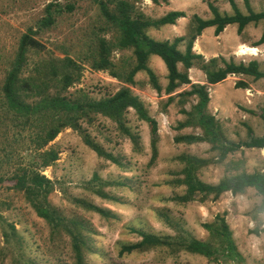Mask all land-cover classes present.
Returning <instances> with one entry per match:
<instances>
[{"label": "rangeland", "instance_id": "374dc122", "mask_svg": "<svg viewBox=\"0 0 264 264\" xmlns=\"http://www.w3.org/2000/svg\"><path fill=\"white\" fill-rule=\"evenodd\" d=\"M52 1L0 0V83L7 59L14 54L18 38L29 27H34L43 16L44 7ZM130 1H134L138 10L151 19L164 16L173 7L184 8L185 18L176 21L172 28L164 32H158L163 28L158 31L149 29L148 35L153 39L185 34L194 14L204 19L211 17L207 2H212L221 13H232L228 0ZM249 1L254 11H264V0ZM235 2L243 13H247L243 0ZM104 27L108 31H104ZM235 27L229 25L218 36L214 34V28L206 31L202 37L206 41L205 48L199 51L208 59L223 56L237 62L257 60L264 69V42L255 46L262 35V24L246 26L241 36ZM112 36L97 6L86 0L78 2L74 12L59 16L56 24L40 32L37 38L45 45L44 54L58 58L68 55L81 64L80 81L69 88V93L83 89L89 96L100 99L113 95L124 83L112 78L106 71L92 69L88 59L79 60L78 56L92 49L98 38L109 39ZM240 47L255 48L256 51L242 54ZM130 55V50L114 51L112 59L116 61ZM197 70L194 72L199 74L201 71ZM156 74L160 84L165 86L166 75ZM135 79L143 85L131 89L144 102L148 114L156 119L158 125V156L155 163L149 164V127L138 119L132 109L125 116V127L135 136V142L106 117L99 115L92 124H83L89 137L120 163L99 157L85 144L83 136L70 128L63 130L48 145L59 153V159L42 172L53 183V192L48 199L62 215L82 220L88 228V246L83 250L84 263L264 264V209L261 207L262 197L255 189L248 188L237 195L226 192L217 200L200 201L197 198L186 204L172 200L185 192V187L177 183L183 178V164L177 160L180 155L207 159L208 165L199 170L198 176L206 183L216 184L224 176L237 172L228 169L232 165L236 167L232 169L236 170L252 172L259 169L264 172V149L242 147L230 152L223 161H218L219 152L211 149L212 144L206 140L193 144L176 143L174 139L180 135H202L198 126L177 129L178 124L187 119L181 109L190 111L197 99L190 97L184 105L177 103L176 99L166 105L167 96L158 95L146 84L147 76L144 73L137 74ZM239 80L248 84L246 89L235 87ZM207 87L210 98L207 113L221 123L223 137L229 142L244 143L251 137L264 134V79L232 75ZM94 174L102 181L111 183L103 187L109 199L89 189ZM77 199L109 211L114 217L106 219L87 211L76 203ZM0 210L6 220L15 225L20 240L11 239L5 243L0 229V264H76L69 237L63 233L53 236L46 222L36 215L22 193L14 190L13 183L8 180L0 184ZM223 214L232 232L237 251L235 255L228 254L221 240L211 236L203 227L212 223L216 215ZM164 215L181 225L195 239L215 243L219 251L217 259L210 260L187 251L171 253L166 247L123 256L119 254L121 244L139 240L130 228L157 235H174L175 230L165 222Z\"/></svg>", "mask_w": 264, "mask_h": 264}, {"label": "trees", "instance_id": "16d2710c", "mask_svg": "<svg viewBox=\"0 0 264 264\" xmlns=\"http://www.w3.org/2000/svg\"><path fill=\"white\" fill-rule=\"evenodd\" d=\"M81 1L86 0H53L44 7L43 16L34 27H29L18 38L14 54L7 59L0 83V184L5 180L11 181L14 190L22 193L36 215L46 222L53 236L63 233L69 237L76 264H85L83 250L88 246L89 230L82 220L65 217L49 202L53 183L42 172L59 159V153L48 145L63 130L70 128L83 136L85 144L99 157L120 163L89 137L83 124H92L99 115L106 117L135 142V136L125 127V116L129 109H132L138 119L149 127V164L155 163L158 156V125L156 119L148 114L144 102L131 89L143 85L135 79L137 74L144 73L147 76L146 84L158 95L167 96L166 105L176 99L181 105L190 97L197 99L190 111L181 109L187 119L180 122L177 129L189 125L198 126L202 135H180L175 137L176 143L193 144L206 140L212 144L211 149L219 152L218 161H223L230 152L242 147L264 149V134L251 137L244 143L229 142L223 137L221 123L207 113L210 99L208 85L218 84L232 75L248 76L254 80L264 79V69L260 62H237L233 58L226 59L223 56L206 59L193 50L196 39L205 29L214 28V34L218 36L229 25H236V32L241 36L246 26L262 24V35L255 46L262 44L264 11H254L250 1L243 0L247 10V13H243L235 0H228L232 13H221L212 2H207L211 17L204 19L194 14L184 35L159 41L148 35L149 29L158 30L166 25H174L178 19L185 17L184 12L170 11L158 19H151L138 10L134 1L88 0L97 6L113 36L109 39L98 38L92 49L82 52L78 59H88L92 69L106 71L112 78L124 83L113 95L95 99L83 89L69 93V88L80 81L81 64L68 55L58 58L49 53L44 54L45 45L37 38L40 32L52 28L59 16L74 12ZM103 29L108 31L105 27ZM124 50H130L132 55L120 57L116 61L112 59L114 51ZM151 56L159 57L165 65V86L160 84L157 74L149 67ZM191 68L203 72L205 84L191 82ZM247 85L239 80L235 87L246 89ZM185 86H189V89L177 91ZM262 119L264 123V115ZM177 160L183 164V178L177 183L185 187V192L182 196L173 197V201L186 204L197 198L200 201L217 200L226 192L237 195L253 188L262 197L261 207L264 209L262 170L247 172L232 169L236 168L232 165L228 169L237 171L236 173L224 176L216 184H209L198 176L199 170L208 165L207 159L183 154ZM110 184L94 174L89 189L98 196L109 199L103 187ZM76 203L106 219L114 217L109 211L86 201L77 199ZM164 219L175 230L174 235H157L130 228L139 240L121 244L119 254L123 256L166 247L171 253L187 251L201 254L210 260L217 259L219 251L215 243L199 241L181 225L172 222L167 215H164ZM203 227L211 236L221 240L228 254L237 253L224 214L216 215L212 223L204 224ZM0 229L5 243H9L11 239L20 241L15 225L6 220L1 210Z\"/></svg>", "mask_w": 264, "mask_h": 264}, {"label": "crops", "instance_id": "0c3cea01", "mask_svg": "<svg viewBox=\"0 0 264 264\" xmlns=\"http://www.w3.org/2000/svg\"><path fill=\"white\" fill-rule=\"evenodd\" d=\"M170 11H182V12L185 13L184 8H182V7L181 8L173 7L168 12H170ZM182 18H185V17H182ZM182 18H180V19H182ZM174 25H166V26L162 27L163 29H160V30L158 29L159 31L156 30V29L155 30L158 31V32H164V31H167L170 27L172 28ZM226 28L228 29V26ZM235 29H236V27H235ZM210 30H211V28L205 29L204 32L202 33V35L200 37H198V39H196V41L194 43V47H193L194 52L203 55V53L201 51H199V50H202L203 48H205L204 45L206 44V41H204L205 39H203L202 37L204 36V33L206 31H210ZM182 35H184V34L177 33V34H173L172 36H167L166 38H163V39L162 38L161 39L154 38V39L155 40H159V41L172 40L174 37H179V36H182ZM195 45H197L198 51H196V46ZM159 59H157L156 56H151L150 59H149V63H148L149 67L153 71H155L156 73H158L160 75H166L167 71H166L165 65L162 62V60L161 59L159 60ZM206 59H208V58H206ZM155 67H157L158 70ZM193 69H195V68H191L189 70V78H190L191 82L192 83H196V84H202V85L205 84V75L203 74V72H199V74H198V72H194V71H198V70L197 69L193 70ZM185 87H186L185 89H187V90L189 89V86H185ZM177 91H179V90H177Z\"/></svg>", "mask_w": 264, "mask_h": 264}, {"label": "bare ground", "instance_id": "6f19581e", "mask_svg": "<svg viewBox=\"0 0 264 264\" xmlns=\"http://www.w3.org/2000/svg\"><path fill=\"white\" fill-rule=\"evenodd\" d=\"M245 48H246V49H244L243 47H240V53L245 54L246 51H247V53H248V52L253 53L254 51H256L255 48H247V47H245ZM249 54H250V53H249Z\"/></svg>", "mask_w": 264, "mask_h": 264}]
</instances>
